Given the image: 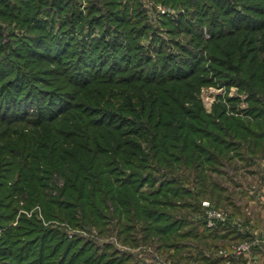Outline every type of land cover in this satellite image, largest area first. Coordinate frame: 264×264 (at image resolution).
<instances>
[{
  "label": "trees",
  "instance_id": "16d2710c",
  "mask_svg": "<svg viewBox=\"0 0 264 264\" xmlns=\"http://www.w3.org/2000/svg\"><path fill=\"white\" fill-rule=\"evenodd\" d=\"M158 1L183 12L0 0V264H152L153 251L236 264L219 250L242 240L263 251L231 220L209 227L202 202L233 216L238 171L264 165V0ZM211 85L246 107L218 96L207 111ZM36 206L41 218L20 213Z\"/></svg>",
  "mask_w": 264,
  "mask_h": 264
},
{
  "label": "rangeland",
  "instance_id": "374dc122",
  "mask_svg": "<svg viewBox=\"0 0 264 264\" xmlns=\"http://www.w3.org/2000/svg\"><path fill=\"white\" fill-rule=\"evenodd\" d=\"M144 3H145L144 6L148 10H150L148 11L149 13L157 12L158 14L162 15L163 13H161V10L164 9L166 11V13L164 14H167L168 12V15L171 14V17L176 18L181 12H183V10L179 7L177 8L170 6L168 4L166 5L158 0H144ZM206 37H208V34H206ZM146 40H149V38H147ZM218 96H223V97L239 96V98L241 99V103H239V107L240 108L246 107V103L244 101L245 95L241 92L239 93L236 87H230L229 89H227L226 87L223 86L211 85V86H204L201 90V98L203 100L204 106L207 109V111L211 110V106L213 102L217 100ZM236 179L239 181L241 187L239 189L235 187L236 188L235 192L237 195L236 199H237V203H239V207L236 210L237 213L229 217V221L231 220L232 224L236 225L238 228H241L242 230L248 229L249 232L253 233V235L258 237V240L264 238V165L263 164H260L259 166L253 165L251 169L242 168L238 171V177H236ZM241 189L246 190L245 191L246 195L241 194L240 191ZM211 205L214 206V204ZM217 209L225 212L227 215L230 212L228 210H225L224 208H217ZM39 211L40 210L36 206L28 211L20 210V213L22 212L26 214V216L28 217L32 216L33 214H36L37 217H40L42 216V214H40ZM45 224L47 223L45 222ZM77 232L80 233L79 231L74 229H66V233L68 234L69 237H71L73 234ZM245 241L247 240H242L238 243L233 242L230 245H228V247L221 248L219 250V253L234 258V256L232 255L234 247ZM224 242L225 241H222V243ZM260 244L264 246L263 243ZM125 249L131 252L132 254H135L137 257H141V254L143 253L141 249L139 250L138 248L137 249L125 248ZM148 249L153 251L151 248ZM252 249L253 248H251L250 252L244 255V258L245 256H249V258L252 257V259H250L252 261L248 262L247 260L245 264H257L258 262H260V264H263L264 257L263 258L261 257V260L259 259V257L255 258L254 255L252 254L253 253ZM153 254H155L156 258L154 259V261H152L153 262L152 264H166L168 262L171 264H185L183 262L172 263L170 260H166L162 254L156 253V251H153ZM241 257L243 258V256ZM236 260H237L236 264H242L238 262L239 258H237ZM229 262L230 261H227V264Z\"/></svg>",
  "mask_w": 264,
  "mask_h": 264
},
{
  "label": "built area",
  "instance_id": "2783aa9c",
  "mask_svg": "<svg viewBox=\"0 0 264 264\" xmlns=\"http://www.w3.org/2000/svg\"><path fill=\"white\" fill-rule=\"evenodd\" d=\"M161 13L164 14V13H166V11L164 9H162ZM202 206L204 207L206 222H207V225L209 227L214 226L217 221H221V222L229 221L228 215L225 212L218 210L217 208L212 206L210 204V202L204 201V202H202ZM256 243H263L264 244V238H261L259 240L257 239ZM253 245L254 244L247 242V241L242 242L239 245L234 247L232 255L236 258L244 256L248 252H250ZM166 264H171V263L168 262Z\"/></svg>",
  "mask_w": 264,
  "mask_h": 264
},
{
  "label": "crops",
  "instance_id": "0c3cea01",
  "mask_svg": "<svg viewBox=\"0 0 264 264\" xmlns=\"http://www.w3.org/2000/svg\"><path fill=\"white\" fill-rule=\"evenodd\" d=\"M263 251L262 252H253L252 254L254 255V257L256 258V257H259V259L261 260V257L263 258L264 257V246H263ZM245 259L246 260H248V262L249 261H252V260H250V259H252V257L251 258H249V256H245ZM258 264H260V262H258ZM264 264V263H263Z\"/></svg>",
  "mask_w": 264,
  "mask_h": 264
}]
</instances>
